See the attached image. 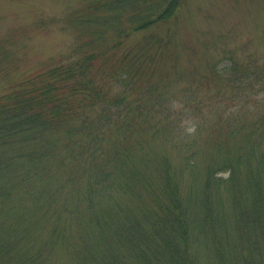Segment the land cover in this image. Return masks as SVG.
I'll return each instance as SVG.
<instances>
[{
  "label": "trees",
  "instance_id": "trees-1",
  "mask_svg": "<svg viewBox=\"0 0 264 264\" xmlns=\"http://www.w3.org/2000/svg\"><path fill=\"white\" fill-rule=\"evenodd\" d=\"M186 2L41 22L73 42L0 93V264H264V65L154 79Z\"/></svg>",
  "mask_w": 264,
  "mask_h": 264
},
{
  "label": "rangeland",
  "instance_id": "rangeland-1",
  "mask_svg": "<svg viewBox=\"0 0 264 264\" xmlns=\"http://www.w3.org/2000/svg\"><path fill=\"white\" fill-rule=\"evenodd\" d=\"M84 3L85 0H0V37L6 38L12 50L9 56H13L10 73L0 71V93L10 82L40 71L48 61L69 51L71 31H64L61 24L42 26L41 22L64 21ZM177 38L178 47L169 49L161 61L165 67L154 74L159 82L170 84L180 70L184 78L210 76L213 64L218 69L230 66L232 55L241 63L257 59L256 63L264 65V0H187L179 15ZM5 63L0 68L5 69ZM167 68L171 69L163 75ZM228 212L224 210L223 214L227 216ZM203 264H215V260L209 256Z\"/></svg>",
  "mask_w": 264,
  "mask_h": 264
}]
</instances>
